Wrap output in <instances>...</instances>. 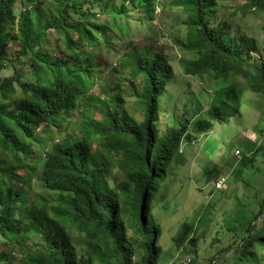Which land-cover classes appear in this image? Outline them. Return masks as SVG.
I'll use <instances>...</instances> for the list:
<instances>
[{"label":"trees","instance_id":"16d2710c","mask_svg":"<svg viewBox=\"0 0 264 264\" xmlns=\"http://www.w3.org/2000/svg\"><path fill=\"white\" fill-rule=\"evenodd\" d=\"M28 1L20 0L19 7L18 0H0V71L22 61L32 67V79L23 81L16 72L0 81V264H94L96 258L104 264H136L125 222L127 207L138 238L144 241L140 264H158L163 248L160 225L151 216L152 202L166 183L167 169L183 140L193 137L190 120L164 135L159 130L162 96L175 75L162 52L146 54L132 46L126 55L133 63L132 77L144 81L137 94L142 120L125 109L106 110L100 120H85L79 138L69 144L54 142L49 151H42L52 127L68 129L82 99H87L86 104L93 101L89 92L99 75L95 61L99 48L111 43L107 31L113 30L97 16L116 19L136 10L142 20L144 15L145 20H153L159 1L121 0L116 10L113 0H53L46 7L38 0ZM174 4L187 13L182 48L198 54L185 63L186 74L214 79L242 76L252 91L264 93V59L253 55V44L234 40L227 23L215 24L217 0H174ZM61 41L65 50L52 53ZM14 43L19 46L12 56ZM237 93L229 86L221 102L210 105L209 119L227 121L237 113ZM211 126L207 119L192 125L202 132ZM95 137L101 139L100 148H93ZM113 155L119 156L118 166L126 176L119 189L104 176ZM23 169L57 197L49 200L41 195L27 203L19 188L28 184ZM69 227L85 234L86 255L79 254ZM33 236L40 239L37 248L17 258L15 248ZM233 236L216 235L201 255L193 235L187 240L192 255L187 264H264V198L246 236L239 242L232 241Z\"/></svg>","mask_w":264,"mask_h":264},{"label":"rangeland","instance_id":"374dc122","mask_svg":"<svg viewBox=\"0 0 264 264\" xmlns=\"http://www.w3.org/2000/svg\"><path fill=\"white\" fill-rule=\"evenodd\" d=\"M35 1L37 2V0ZM38 1L46 7L48 2L53 0ZM120 1L113 0V9H118L116 6L119 5ZM158 1L159 4L153 20H145L147 15H144V20H142L136 10L116 19L104 14L97 16L98 20L109 22L113 30L107 31V35L111 37V43H107L104 48H99L95 61L94 66L99 75L96 76V85L89 92L93 101L86 104L88 103L87 99H82L72 112V124L68 129L60 131L56 127H52L47 133L48 140L42 152L49 151L54 142L64 141L69 144L75 138H79L85 120L91 118L100 120L106 110L116 107L120 110L125 109L136 119L142 120L143 114L140 110L141 105L138 102L137 94L143 91L144 81L141 76L132 77L133 63L128 61L126 56L132 46L138 47L146 54H150L152 50L162 52L174 66V78L168 83L167 91L162 96L161 114L158 122L162 135L170 128L180 127L188 118L193 121L202 108L203 102L211 105L221 102L217 93L213 90L210 91L212 87L205 81L201 80L200 82L197 79V81H193V84L191 82L186 83L184 77L185 63L190 58L198 57L195 52L183 50L181 45V41L186 39L187 34L185 24L187 13L183 7L175 5L174 0ZM19 2L20 0H18V6L21 7ZM25 2L29 1L25 0ZM213 16L215 24L227 23L228 33L234 40L243 45L251 46L253 44V55L258 59H264V0H217L216 12ZM116 22L126 25L129 31L126 32L121 27H117ZM51 35L52 38L55 37L53 31H51ZM230 36L228 38H231ZM18 46L17 43L11 45L10 54L12 56H14V51ZM65 48V42L61 41L59 49H52V53L60 54ZM16 72L23 81L32 79V67L27 62L22 61L0 71V81L2 77L13 76ZM238 77L232 75L229 78H222L216 88L219 89L224 85L237 88V94L242 97L244 103L241 111L244 114L241 123L249 125L252 122L256 107L252 102L250 92L246 90L248 80L242 77V81L236 82ZM202 120L205 121L203 118ZM207 120L211 121V118ZM192 132L196 135L201 133L195 128H192ZM235 133L236 129L231 125L217 129L214 135L216 139H210L206 146L210 155L208 157L212 163L209 161L203 166L204 162L198 159L195 163L191 159L184 163L180 152L168 167L166 183L155 194L151 211L154 222L158 223L161 228L159 244L163 248V253L158 264H187L192 256L188 251L189 242L187 240L193 235L198 238L201 255L211 247L216 235L227 238L233 233L234 239L232 241L235 240L234 242H239L246 236V227L261 209L264 185L257 188L258 202L254 201L248 187L230 188L228 184L226 190L219 191L212 185V194L206 193L210 187H203L204 181L209 179V176L219 173L218 167L224 159V156L222 157L219 152L220 147H224V153H234L236 148L245 152L244 146L239 145L238 141H226L229 137L232 138ZM220 141H226V144L221 146L218 143ZM101 146V139L95 137L93 148H100ZM108 158L110 159L108 166L104 167V176L110 185L113 186L117 183L116 187L118 188L120 183L125 184L126 176L122 174L118 166L119 156L113 155ZM22 172L28 178V184H20L19 188L22 190L23 199L27 203H32L41 195L49 200H54L57 197V193L46 190L40 179L29 170L23 169ZM230 178L228 183H237L234 176H230ZM255 183H261V180L255 181ZM130 185L133 186V183ZM181 186L183 187L182 190L180 189ZM206 194L207 196H205ZM207 206L208 211L210 210L209 214L205 209ZM209 206L214 207V209L211 210ZM129 210L130 208L127 207L125 222L128 226L131 244L135 250V262L140 264L144 255L142 245L144 241L141 237L138 238ZM230 218L235 221L232 222ZM68 232L79 254L86 255L89 242L85 234L77 231L74 227H69ZM39 242V237L33 236L24 246H17L14 254L18 258L23 251L36 249ZM2 247L3 244H0V248ZM94 264L104 263L96 258Z\"/></svg>","mask_w":264,"mask_h":264},{"label":"crops","instance_id":"0c3cea01","mask_svg":"<svg viewBox=\"0 0 264 264\" xmlns=\"http://www.w3.org/2000/svg\"><path fill=\"white\" fill-rule=\"evenodd\" d=\"M184 77L186 83L191 82L193 84V81H197V79L200 82L201 80L205 81V83H207L212 87L210 91L213 90V92H216L217 97H219L220 100H222L225 97L226 91L229 87L228 85H224L219 89L216 88V85H218L222 81V79H214L207 76L199 77V76L188 75L186 73H184ZM236 80H237L236 82L242 81V76H239L238 78H236ZM246 90L250 92V95L252 97V102L256 107L255 113L252 116V122L249 125H246L245 123H241V120L243 119V115H244L243 112H241L244 103L242 97L240 96V107L237 113L233 114L227 121L211 120L212 123L211 128L207 131H203V132L200 131L201 133L199 135H196L194 134V132H192L193 123L196 120L202 118L209 119L208 111L211 108L210 106L211 104L203 102L202 108H200L194 120L192 121L190 120V118L187 119L192 122L190 126V133L193 135V137L191 139L185 138L183 140L180 152L182 153V159L184 163L189 159H191L193 163H195L197 159L202 160V162H204L203 166L208 164L209 161L212 163V160L209 158L210 155L206 146L209 144L210 139L213 140L216 139L214 135L217 129L219 128L223 129L228 125L233 126L236 129V133L232 138L229 137L228 139H226V141L227 142L233 140L238 141L239 145L244 146L245 152H243L239 148H236L234 153L231 152L224 153L225 152L223 151L225 150L224 147L223 148L220 147L219 152L222 157L224 156V159L222 160V162L218 167L219 173L214 176H209V179L204 178L206 180L203 183V187L204 188L210 187V190L206 193L212 194L213 192L212 185H214L215 181L220 176L222 175L227 176L228 181L230 176H234L237 180V183L233 184L229 182L228 184L230 188L241 187V186L248 187L250 188L249 191L252 194V197H254V201L258 202L259 200L257 201V198L259 193H257V188L264 185V180H263L264 179V93L252 91L249 87L246 88ZM200 93L202 94V92ZM261 103L262 105H260ZM226 141L223 142L220 141L218 143L219 145L224 146L226 144ZM237 150H240V155L236 154ZM260 180L261 183L258 184L255 183V181H260ZM180 189L182 190L183 187L181 186ZM207 194L205 196H207ZM210 208L211 210L214 209V207H210ZM205 209L208 211V206ZM209 212L210 210L208 211V214ZM231 221L234 222L235 220L231 219Z\"/></svg>","mask_w":264,"mask_h":264},{"label":"built area","instance_id":"2783aa9c","mask_svg":"<svg viewBox=\"0 0 264 264\" xmlns=\"http://www.w3.org/2000/svg\"><path fill=\"white\" fill-rule=\"evenodd\" d=\"M237 155H240V150L236 151ZM215 189L222 191L228 188V178L225 175L220 176L214 183Z\"/></svg>","mask_w":264,"mask_h":264}]
</instances>
